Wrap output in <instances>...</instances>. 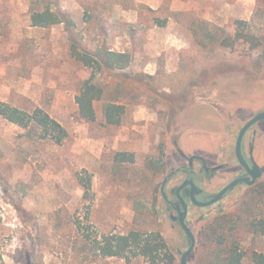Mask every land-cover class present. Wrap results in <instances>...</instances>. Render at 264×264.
Returning <instances> with one entry per match:
<instances>
[{"label":"rangeland","instance_id":"rangeland-1","mask_svg":"<svg viewBox=\"0 0 264 264\" xmlns=\"http://www.w3.org/2000/svg\"><path fill=\"white\" fill-rule=\"evenodd\" d=\"M33 1L69 21L31 25ZM73 44L133 55L128 68L96 74L103 95L94 121L78 115L75 96L91 69L72 56ZM0 101L41 107L68 133L57 144L0 116V264H150L93 247L131 230L160 232L179 264L189 240L161 183L194 156L225 165L209 181L194 161L206 196L231 178L237 133L264 111V0H0ZM107 102L125 104L119 125L106 123ZM255 128L254 156L264 168V120ZM121 153L132 161H120ZM183 178L177 173L171 185ZM263 209L264 171L254 186L193 209L188 263L206 264L208 228L247 256L264 255V238L249 228Z\"/></svg>","mask_w":264,"mask_h":264},{"label":"trees","instance_id":"trees-1","mask_svg":"<svg viewBox=\"0 0 264 264\" xmlns=\"http://www.w3.org/2000/svg\"><path fill=\"white\" fill-rule=\"evenodd\" d=\"M36 3L38 2L31 3V25L49 28L69 21L64 13L55 10L49 2L46 1L42 5H36ZM71 54L85 67L91 69L90 76L83 81L75 96V102L79 117L86 121H94L96 119L94 102L101 99L103 95V89L94 81L96 74L103 70L113 72L128 68L133 61V55L127 51H116L106 47H100L92 52L75 44L71 46ZM136 77L140 78L142 75H136ZM190 89L191 85L186 88V91ZM124 112L125 104L123 103L107 102L104 104V117L108 124L119 125ZM0 116L24 128H37L41 139H50L57 144H61L68 134L64 126L41 107L27 111L0 101ZM120 155L121 157L118 158L120 161H132V156L126 153ZM82 185L88 192L91 188L89 178L84 180ZM249 228L264 238V209L261 217H254L250 220ZM216 236V240L211 238ZM204 237L207 238L204 245L211 244L212 246V250L207 254L206 264H264L262 253L253 252L247 256L244 251L240 250L237 243H223L222 234L216 228H208ZM220 245L223 247L220 252H216L215 247L219 248ZM93 247L103 256H125L127 261L139 255L146 258L150 264H158L162 261L173 264L175 260L172 248L158 231L131 230L126 234H111L105 236L103 240L95 239Z\"/></svg>","mask_w":264,"mask_h":264},{"label":"flooded vegetation","instance_id":"flooded-vegetation-1","mask_svg":"<svg viewBox=\"0 0 264 264\" xmlns=\"http://www.w3.org/2000/svg\"><path fill=\"white\" fill-rule=\"evenodd\" d=\"M254 116H252L251 118H253ZM251 118L247 119L242 124L240 129ZM262 120H264V118L259 120V121H262ZM259 121H257L254 124H252L246 130V132L244 134V137H243V140H242V154H243V157H244L246 163L248 164V166L250 168H253L254 166H258L259 167V169L261 171V175L255 180V182L252 185H249V184H247L245 182L237 183L236 185L231 187L226 193H224V195L218 201H216L215 203H212V204H210V205H208L206 207L213 206L216 203L220 202L221 200H223L228 194H230L237 187H240V186H254L258 182V180L262 177L264 168L262 167V165L260 163H258L256 161L255 156H254V150H255V144H256L255 142H256V137H257V130L255 128V125ZM238 133H239V131H238ZM238 133H237V135H238ZM236 138H237V136H236ZM235 141H236V139H235ZM233 155H234V165L231 168V170L227 171V172L233 173L231 178L229 180H227L226 182H224L222 184V186L220 187V189H218L216 192L212 193L211 196H206V194H205L206 190H205L204 186L201 183L196 184L195 170L193 169L194 168V161L197 160V162L200 163V165H201L200 171L202 173L205 172V174L207 175L206 179L209 180V181H212V179L216 176L217 172H220L221 170H224V168H225L224 164H218V165L209 166L207 164L205 158H203L202 156H194V157H190L189 158V165L188 166H182V167L176 168L175 170H172L170 173H168L166 175V177H164V179L162 180V183H161V187H160V191H161L163 200L165 202L164 205L168 206V208L170 210L171 219L176 221L179 224V226H180V223H179V211H178V208H180L181 211H183L184 208H183L182 202H181V200H180V198H179V196L177 194V189L185 180H192L193 182H195V184L199 188V191L195 193V198H196L197 201L205 202V201H208V200L212 199L224 186L229 184L231 181H233V180H235L237 178H241V177H245V178L251 179L250 173L246 170V168L244 166H242L238 162V160L236 158V155H235V144H234V149H233ZM179 172H184V178L179 183H177L175 186L171 185L173 178ZM179 195L183 198V200L186 203L187 215H186L185 221H186L187 225L190 227V224L188 222V218L191 215L193 209H195V208H205V207H201V206L195 204L192 201V199H191V187H190L189 184L181 189V191L179 192ZM180 228H181V226H180ZM182 231H183V229H182ZM193 233H194V231H193ZM184 234H185V232H184ZM186 237H187V235H186ZM187 239H188V237H187Z\"/></svg>","mask_w":264,"mask_h":264},{"label":"water","instance_id":"water-1","mask_svg":"<svg viewBox=\"0 0 264 264\" xmlns=\"http://www.w3.org/2000/svg\"><path fill=\"white\" fill-rule=\"evenodd\" d=\"M264 118V111L257 113L253 118H251L240 130L239 133L237 135L236 141H235V155L236 158L238 160V162L244 166L246 168V170L250 173L251 175V179L249 178H245V177H241V178H237L233 181H231L229 184H227L226 186H224L212 199L205 201V202H200L197 201L195 198V193L199 191V188L197 187V185L195 184V182H193L192 180H185L177 189V194L182 202L183 208L184 210L181 211L180 208H178L179 211V223L181 228L183 229V231L185 232V234L187 235L188 239H189V245L188 247L181 253L180 256V262L179 264H188V257L190 255V253L193 251L195 244H196V237L195 234L193 233L192 229L187 225L185 218L187 215V206L185 201L183 200V198L179 195V192L181 191L182 188H184L186 185H190L191 187V199L192 201L201 206V207H206L212 203H215L216 201H218L223 195L224 193H226L231 187H233L234 185H236L239 182H245L249 185H252L255 180L261 175V171L259 169L258 166H254L253 168H250L248 166V164L246 163L243 154H242V140L244 137V134L246 132V130L255 122L261 120Z\"/></svg>","mask_w":264,"mask_h":264},{"label":"crops","instance_id":"crops-1","mask_svg":"<svg viewBox=\"0 0 264 264\" xmlns=\"http://www.w3.org/2000/svg\"><path fill=\"white\" fill-rule=\"evenodd\" d=\"M118 51H125V50H118ZM151 65V61H149V63H147L146 65H145V68L146 67H149Z\"/></svg>","mask_w":264,"mask_h":264}]
</instances>
